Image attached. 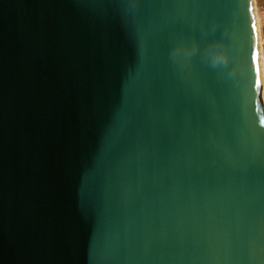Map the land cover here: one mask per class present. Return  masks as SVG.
Segmentation results:
<instances>
[{"label":"water","instance_id":"1","mask_svg":"<svg viewBox=\"0 0 264 264\" xmlns=\"http://www.w3.org/2000/svg\"><path fill=\"white\" fill-rule=\"evenodd\" d=\"M257 68L252 0H0V264H264Z\"/></svg>","mask_w":264,"mask_h":264},{"label":"bare ground","instance_id":"2","mask_svg":"<svg viewBox=\"0 0 264 264\" xmlns=\"http://www.w3.org/2000/svg\"><path fill=\"white\" fill-rule=\"evenodd\" d=\"M253 1V11L255 16V24H256V36H257V57H258V66L260 73V86H261V94L264 90V39L262 37V27L260 22V16L257 10L256 1Z\"/></svg>","mask_w":264,"mask_h":264},{"label":"built area","instance_id":"3","mask_svg":"<svg viewBox=\"0 0 264 264\" xmlns=\"http://www.w3.org/2000/svg\"><path fill=\"white\" fill-rule=\"evenodd\" d=\"M257 5V10L260 16L261 26L264 27V0H255Z\"/></svg>","mask_w":264,"mask_h":264},{"label":"rangeland","instance_id":"4","mask_svg":"<svg viewBox=\"0 0 264 264\" xmlns=\"http://www.w3.org/2000/svg\"><path fill=\"white\" fill-rule=\"evenodd\" d=\"M261 27H262V37L264 39V27L263 26H261ZM263 100H264V90H263Z\"/></svg>","mask_w":264,"mask_h":264},{"label":"snow or ice","instance_id":"5","mask_svg":"<svg viewBox=\"0 0 264 264\" xmlns=\"http://www.w3.org/2000/svg\"><path fill=\"white\" fill-rule=\"evenodd\" d=\"M257 74L259 75V68H257ZM256 83L259 84V80H257Z\"/></svg>","mask_w":264,"mask_h":264}]
</instances>
